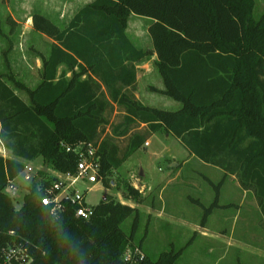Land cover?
Masks as SVG:
<instances>
[{"label": "trees", "instance_id": "16d2710c", "mask_svg": "<svg viewBox=\"0 0 264 264\" xmlns=\"http://www.w3.org/2000/svg\"><path fill=\"white\" fill-rule=\"evenodd\" d=\"M253 8L254 0H94L65 27L40 12L32 15L33 29L53 40L40 55L39 83L31 88L10 70L0 73V140L15 157L0 154V255L17 245L31 257L9 264H175L182 254L183 249L148 255L141 243H133L141 211L109 197L92 206L89 219L77 217V205L67 199L52 213L53 204L41 202L52 187L49 180H33L22 207H14L4 189L25 162L42 157L53 170L75 175L73 149L82 142L98 146V176L108 188L109 174L164 130L191 155L224 172L218 184L208 179L216 192L201 226L220 206L228 175L254 192L264 216V13L256 20ZM131 15L152 20L148 33L164 83V89L152 90L180 103L177 110L147 106L132 92L135 64L153 51L137 47L127 35ZM114 105L123 118L113 132L129 136L121 155L115 143L100 140ZM139 125L145 130L131 133ZM127 189L138 196L134 187ZM129 217L127 233L122 223ZM127 249L130 261L124 259Z\"/></svg>", "mask_w": 264, "mask_h": 264}, {"label": "rangeland", "instance_id": "374dc122", "mask_svg": "<svg viewBox=\"0 0 264 264\" xmlns=\"http://www.w3.org/2000/svg\"><path fill=\"white\" fill-rule=\"evenodd\" d=\"M86 2L87 0H0V72L10 70L13 73L14 70L15 76L35 86L40 79V55L48 53L53 40L33 29L32 15L46 11L52 20L65 27L73 13ZM263 13L264 0H254V18L258 20ZM140 26L142 27L141 24ZM156 75L162 80L158 72ZM149 76L152 77L151 73L146 75ZM146 77L140 79L141 95ZM18 92L27 96L22 91ZM161 98L157 95V99ZM167 99L179 105L171 98ZM157 106L175 110L166 103H159ZM108 118L109 123L101 132L100 140L108 138L117 145L121 155L126 149L129 136L115 134L113 127L122 121L123 111L114 105ZM138 130H145V126L139 125L131 133ZM0 154L14 157L1 140ZM25 163L32 171L28 172L26 169L14 180V193L4 189V193L12 199L17 209L24 204L33 180H49L52 183L53 178H57L60 181L58 176H53L57 172L44 163L42 157ZM40 171L43 175L39 174ZM223 177L224 173L220 168L194 157L178 138L160 130L109 174L108 188L101 180L90 183L85 178L79 179L74 186L78 192L84 194L85 202L90 206L98 204L106 194V198L137 207L141 215L133 243H141L144 251L153 258H157L162 252L183 249L175 264H264V254L257 255L249 251L250 247L264 250V217L246 225L244 211L238 214L236 207L228 205L235 195L233 182L230 179L226 181V177L220 187V206L215 207L207 219L208 226L205 231L209 237L200 235V223L205 209L212 204L216 192L208 179L218 184ZM127 186L137 189L138 196H130ZM71 190L72 187L69 188ZM48 194H51L50 190ZM169 214H175L179 219L172 220ZM223 215H226L225 219ZM131 226L132 217L122 223V228L127 233ZM223 235L241 241L242 247H227L222 243Z\"/></svg>", "mask_w": 264, "mask_h": 264}, {"label": "crops", "instance_id": "0c3cea01", "mask_svg": "<svg viewBox=\"0 0 264 264\" xmlns=\"http://www.w3.org/2000/svg\"><path fill=\"white\" fill-rule=\"evenodd\" d=\"M43 1H45V0H43ZM74 1H76V0H74ZM93 1L94 0H87L85 5L88 3H91ZM42 12L45 15L49 16V14L46 13V11H42ZM42 12H40V13H42ZM76 12L73 13L71 18L76 14ZM54 16H58V15H54ZM151 21L152 20L150 18L131 15L129 18L128 27H127V35L129 36L131 41L137 47L143 48L144 50H147V51H153L151 38H150V35L148 33V27H149ZM140 24L142 25V27L140 26L142 29H140V27H139ZM14 49L16 51V47ZM156 60H157V54H156V52L153 51V52H151V54L149 56H147L142 61L137 62L135 64L136 69H137L136 86L132 92L137 99H139L143 104H145L147 106L161 108L160 106H157V105H159V103H164V104L166 103V105L173 106L175 108V110H177L180 108V103H179V105L177 103H173L172 101H169V99H167L168 96H166L160 92L152 90V88H156L159 91L164 89L163 80L158 79V76L156 75V72H158L156 67H155V61ZM11 68H12V66H11ZM40 68H39V70H40ZM12 70H13V68H12ZM0 73H5V71H1ZM13 73H15L14 70H13ZM150 73H151L152 77H150V76L146 77V75L150 74ZM69 75H70V73H68V76ZM141 77H146L144 89L142 91L143 96L140 94V87H139ZM16 78L23 81L25 84H27L31 88L36 87L40 81V79H38L39 80L38 83L35 86H31L25 79H22L21 77H16ZM16 93L18 95H20L24 100H27V96L25 97L24 95L20 94L18 91H16ZM157 95L161 96L163 99L162 98H161V100L157 99ZM28 162H31V161H28ZM229 179L233 182L232 183L234 185L233 194L235 195L233 200L232 199L229 200V202H228L229 207H236L238 209V214L239 213L241 214V211H244V218L243 219H244L246 225L255 223V221L257 219H261L262 217H264L262 214V211H261V207H260V205L256 199L254 192L252 190L243 189L235 175H228L226 177V181H229ZM236 194H237V196H236ZM128 205L133 206L132 204H129V203H128ZM168 216L172 220L179 219L177 216H175V214H169ZM223 218L225 219L226 215L225 216L223 215ZM207 223H208V221L206 222V225L204 227L201 226V223H200V226L202 229L200 235L203 237H209V234H207V231H205V230H207V226H208ZM222 241H223L222 243L226 244L227 247H233V245H239L240 247H242V245H241L242 242L238 241L237 239L235 240L234 237L230 239V238H227L226 236H224ZM238 249H239V247H238ZM249 251L251 253L253 252V254L255 252V253H257V255L264 254V250H261V248H258V247H250Z\"/></svg>", "mask_w": 264, "mask_h": 264}, {"label": "built area", "instance_id": "2783aa9c", "mask_svg": "<svg viewBox=\"0 0 264 264\" xmlns=\"http://www.w3.org/2000/svg\"><path fill=\"white\" fill-rule=\"evenodd\" d=\"M68 151L71 149L68 147ZM73 151L78 155L77 162V173L75 175L71 174H62L57 172L56 175L60 178L52 183L51 194H45L41 198V202L43 205H51L53 207L51 209L52 213L57 214L62 209V199L70 200L72 204L77 205L76 208V216L84 219H89L93 214V207L88 205L85 202V196L83 193H80L75 188V183L81 179L85 178L90 183H95L99 181L98 171L100 168V155L98 154V146H94L91 143L82 142L78 144ZM28 172L32 171L31 167L26 165L25 170ZM72 187V190L69 191V188ZM8 192L14 193L15 186L14 180H9L6 188ZM136 253L142 258L144 254L140 249H136ZM0 259H3L5 263H10L12 259L21 261V262H29L31 257L27 252V249L22 246L12 245L8 248H4L2 250V254L0 255ZM124 259L126 261H130L132 259V251L131 249H127L124 253Z\"/></svg>", "mask_w": 264, "mask_h": 264}, {"label": "water", "instance_id": "95a60500", "mask_svg": "<svg viewBox=\"0 0 264 264\" xmlns=\"http://www.w3.org/2000/svg\"><path fill=\"white\" fill-rule=\"evenodd\" d=\"M103 198L106 199V194H104V197Z\"/></svg>", "mask_w": 264, "mask_h": 264}]
</instances>
